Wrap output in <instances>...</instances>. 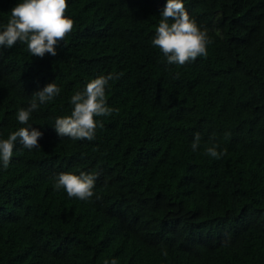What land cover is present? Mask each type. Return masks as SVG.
I'll return each mask as SVG.
<instances>
[{
  "label": "trees",
  "instance_id": "trees-1",
  "mask_svg": "<svg viewBox=\"0 0 264 264\" xmlns=\"http://www.w3.org/2000/svg\"><path fill=\"white\" fill-rule=\"evenodd\" d=\"M19 2L0 0V31ZM166 2L67 0L56 56L0 46V139L27 126L35 92L60 89L28 121L40 149L17 141L0 165V264H264V0H182L211 40L183 66L152 45ZM109 74L118 111L91 141L59 137L71 96ZM81 172L97 176L89 200L55 189Z\"/></svg>",
  "mask_w": 264,
  "mask_h": 264
},
{
  "label": "clouds",
  "instance_id": "clouds-1",
  "mask_svg": "<svg viewBox=\"0 0 264 264\" xmlns=\"http://www.w3.org/2000/svg\"><path fill=\"white\" fill-rule=\"evenodd\" d=\"M66 10L67 0H22L12 8L10 19L3 31H0V46L11 48L19 41L27 45L32 56L43 58L46 53L56 56V47L74 26V21L65 15ZM210 43L207 31L201 30L190 19L182 0H167L152 39L153 47L160 50L167 64L183 66L195 61L198 56H207V45ZM114 78L118 77H113L112 74L99 76L90 80L83 91H77L71 96V114L57 117L54 122L53 127L59 137L89 141L95 139L97 127H103L95 118L110 116L118 111L108 107L105 99L106 86ZM59 92L56 83H49L33 94L27 108L18 110V122L27 126L11 132L7 139H0V165L3 168L9 166L17 141L29 151L40 149L38 140L43 133L28 125V121L31 113L38 108V102H49ZM200 141V134H195L191 144L192 151L197 150ZM218 147L219 145L212 144L207 147L206 153L219 159L225 152H217ZM96 179L97 176L90 173H61L55 178L54 187L56 190L63 188L70 198L87 201L94 195ZM162 254L167 256V251L162 249ZM104 264H117V261L105 260Z\"/></svg>",
  "mask_w": 264,
  "mask_h": 264
}]
</instances>
